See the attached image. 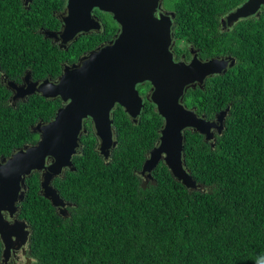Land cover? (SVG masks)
<instances>
[{"label": "trees", "instance_id": "trees-1", "mask_svg": "<svg viewBox=\"0 0 264 264\" xmlns=\"http://www.w3.org/2000/svg\"><path fill=\"white\" fill-rule=\"evenodd\" d=\"M231 2L235 7L242 0ZM62 6L59 0H31L26 7L0 0V74L16 80L30 71L34 80L56 79L65 62L116 30L105 18V37L59 49L41 31L56 28L54 12ZM176 8L180 16L216 14L223 7L181 0ZM260 14L226 45L234 67L185 93V104L206 119L227 109L221 133L210 141L190 129L183 133L184 168L202 188L184 187L162 161L145 184L141 167L158 143L163 119L149 100L136 122L116 106V145L107 160L87 120L74 169L52 181L71 205L66 217L40 195L37 172L26 178L17 219L30 227L32 264H264V9ZM140 89L142 95L147 90ZM8 96L0 84V158L33 145L31 128L53 119L62 104L34 94L13 108ZM1 254L0 246V264Z\"/></svg>", "mask_w": 264, "mask_h": 264}, {"label": "water", "instance_id": "water-1", "mask_svg": "<svg viewBox=\"0 0 264 264\" xmlns=\"http://www.w3.org/2000/svg\"><path fill=\"white\" fill-rule=\"evenodd\" d=\"M67 16L63 18L58 33L64 45L79 32L98 29L99 24L90 12L93 8L112 15L120 32L109 45L81 58L77 65L65 67L56 83L43 80L32 83L24 77V86L16 89V96L38 94L45 99L59 98L64 106L54 119L37 123L31 128L38 135L33 145H25L13 151L7 158H0V241L3 250L1 262L5 264L10 251L19 242L29 241L30 227L17 219L18 204L23 201L25 180L32 173L39 174V193L66 217V203L53 187L52 181L62 176L65 169L73 170L72 158L80 152V139L87 129L83 121L89 119L98 142L97 149L104 160L115 147L112 129V110L123 108L136 122L143 106L136 90L138 84L148 82V100L155 105L163 119L160 137L141 167L144 183L152 181L151 172L162 161L172 177L189 190H199L186 172L183 163L184 135L192 129L213 138L212 129L220 134L227 109L220 112L215 121L198 118L194 111L184 108L181 99L188 86L202 85L206 76L219 74L226 63L211 60L200 63L196 59L189 65L175 63L170 53V28L163 20H156L154 12L157 0H67ZM264 0H247L228 15L230 23L257 13ZM45 37H56L45 32ZM7 213L10 223L4 219ZM15 239V241H13Z\"/></svg>", "mask_w": 264, "mask_h": 264}, {"label": "flooded vegetation", "instance_id": "flooded-vegetation-1", "mask_svg": "<svg viewBox=\"0 0 264 264\" xmlns=\"http://www.w3.org/2000/svg\"><path fill=\"white\" fill-rule=\"evenodd\" d=\"M231 1L232 0H196V3H199L200 6L201 4H207L208 2H211V3L218 2L220 6H222L223 8L221 9L220 13H216V14L215 13L214 14L213 13H210V14L196 13L194 15L184 14V15L178 16L176 7L181 3V0H157L155 12H154V17L156 18V20L158 21L163 20L169 24L170 38H171L169 49L172 55V59L175 63H183L185 65H189L193 61V59H196L200 63H206L211 60H217V61H222L226 63L225 68H223L219 74H213L211 76L210 75L206 76V78L203 80L202 85H199L197 82H195L194 86H188L185 89V92L183 93L181 104L184 106V108L194 111L198 118H203L205 121H215V117L220 112L218 114H215L213 118L211 119H206L203 114H198L194 106L188 107L184 102V96H185L187 89L196 88V87L203 88V86L205 85V82L208 79H213L216 76L222 75L226 73L229 69L234 67L236 63V59L232 55L229 54V51L225 49L227 47L226 45H229L230 43H232V38H231L232 35L235 34L240 28H244L246 31H248L247 26L250 24V22L252 21L254 22V20H258L261 17L260 13L264 9V5H262L260 9L257 11V13L244 17V18H239L233 23H230L228 20V15L234 12L237 8L241 7L247 0H242V2L237 4L235 7H232ZM19 2L22 7H26V5H28L31 2V0H19ZM59 3L63 4V6H62V9L54 12V17L56 21L58 22V24L56 25V28L55 27L51 29L48 28V29L41 31V33L43 34V37L49 40L52 45L57 46L59 49L67 50L71 44L76 43L77 40L79 39L81 40L82 38H89L93 36H104L105 37V29H106L105 18L113 21L116 27V30L114 33L109 32L105 39L99 40L92 49L87 50V51L85 50V52L81 56H79L75 61L69 62V63L65 62L64 66L62 67V71H63L65 67H71V66L77 65L81 58L88 56L90 53L98 49H101L109 45L110 43H112L117 37V35L119 34L120 27L116 23V21L113 20V17L111 14L99 11L97 8H93L90 14L92 18L98 22L99 28L96 30L91 29L88 32H79L73 40L63 45L61 43L60 38L58 37V33L62 30L63 18L67 16L66 6H67L68 1L59 0ZM189 18H192L195 21L193 23L188 24L187 20ZM187 29L189 30L187 31ZM45 32L54 33L56 37H50V38L45 37ZM177 32L180 33L179 36L176 34ZM219 45H220V49H224V50L220 51L216 49L217 46ZM26 75L29 76V81L32 83L43 81L46 79L52 83H56L58 78L60 77L59 75L56 79L45 78L42 80H39V79L34 80L31 76V72L25 71L16 80H10L6 76L0 74V84L4 86V88L9 92L7 102L13 108L16 107L18 103L25 102L29 96H26L23 98L21 96H16V93H17L16 89H14V87H10L9 84L14 85L17 89L21 86H24L25 85L24 77ZM141 87L147 88V90L145 91L143 95L141 94V89H140ZM136 90L138 91V94L142 98V102L144 100H148L147 97L149 95V90H150V84L148 82H145L143 84H138L136 86ZM63 106H64V103L60 105V109ZM226 115H227V112H226ZM87 120L83 121L84 127H85V122ZM39 123H44V122H39ZM190 130L193 131L192 129ZM211 131L213 135L217 133L216 129H212ZM36 141H38V135H36ZM17 213L15 217H17ZM3 217L10 223L12 222V219L9 218L7 213H4ZM13 241H15V239H13ZM28 242L29 241H27L25 244H22L21 242H19L18 245H14L15 248L11 249L8 260L5 264H9L11 261L16 262L19 258H24L26 256L30 258ZM0 246H1V253H2L3 246H2L1 241H0ZM1 264L3 263L1 262Z\"/></svg>", "mask_w": 264, "mask_h": 264}, {"label": "rangeland", "instance_id": "rangeland-1", "mask_svg": "<svg viewBox=\"0 0 264 264\" xmlns=\"http://www.w3.org/2000/svg\"><path fill=\"white\" fill-rule=\"evenodd\" d=\"M27 255V254H26ZM33 261L29 257L19 258L16 262H10L9 264H32Z\"/></svg>", "mask_w": 264, "mask_h": 264}]
</instances>
